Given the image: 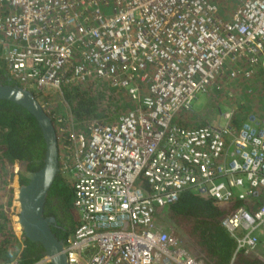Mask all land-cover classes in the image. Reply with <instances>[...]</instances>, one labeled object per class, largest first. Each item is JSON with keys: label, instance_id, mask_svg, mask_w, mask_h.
<instances>
[{"label": "built area", "instance_id": "2783aa9c", "mask_svg": "<svg viewBox=\"0 0 264 264\" xmlns=\"http://www.w3.org/2000/svg\"><path fill=\"white\" fill-rule=\"evenodd\" d=\"M0 49L56 133L78 214L67 264H200L154 220L185 190L235 205L221 219L233 254L264 243V116L239 102L221 124L177 122L223 66L227 80L264 69V0H240L226 20L211 0H0ZM87 80L125 94V112L76 125L61 91Z\"/></svg>", "mask_w": 264, "mask_h": 264}, {"label": "trees", "instance_id": "16d2710c", "mask_svg": "<svg viewBox=\"0 0 264 264\" xmlns=\"http://www.w3.org/2000/svg\"><path fill=\"white\" fill-rule=\"evenodd\" d=\"M251 77L252 88L264 93V69L254 68ZM0 83L17 84L7 75L1 59ZM32 94L38 99L37 95ZM61 95L78 126L90 120L102 123L115 121V116L119 114L117 100L122 97L127 101L125 94L101 89L93 80L75 86H64ZM177 122L184 123L179 120ZM43 152V140L34 118L18 104L0 99V262H7L16 256L17 264H48L36 263L43 257L41 246L26 239L22 233L20 240L15 237L7 211L13 198L10 183L15 174L14 163L17 164L18 185L25 183L26 178L20 170V163L25 161L26 171H34L41 166ZM54 191L61 194L62 204L70 208L71 187L59 172L47 196ZM234 206L216 204L209 198L185 190L175 202L157 210L154 220L163 230H171L178 245L200 264H264V256L260 251H239L233 254L234 240L221 226V219ZM76 224L77 221L55 236L63 242Z\"/></svg>", "mask_w": 264, "mask_h": 264}, {"label": "water", "instance_id": "95a60500", "mask_svg": "<svg viewBox=\"0 0 264 264\" xmlns=\"http://www.w3.org/2000/svg\"><path fill=\"white\" fill-rule=\"evenodd\" d=\"M0 99L18 104L34 118L44 144L41 166L26 172V182L18 185L16 221L23 236L41 246L42 255L48 260V264H67L62 241L50 229L52 219L43 215L47 192L58 173L54 127L33 94L22 86L0 83Z\"/></svg>", "mask_w": 264, "mask_h": 264}, {"label": "rangeland", "instance_id": "374dc122", "mask_svg": "<svg viewBox=\"0 0 264 264\" xmlns=\"http://www.w3.org/2000/svg\"><path fill=\"white\" fill-rule=\"evenodd\" d=\"M216 3L218 8V14L221 19L226 20L231 10L239 3L240 0H211ZM243 64V63H240ZM229 64L227 66H223L222 73L216 85L211 86L206 93H197L193 102L191 112L179 111L177 115H179V121H184V124L189 126L197 125L204 121H207L210 124H221L223 123L222 117L219 115V111L227 110L232 106H236L239 102L242 103V110L253 112L255 114H264V93L261 90H254L252 88V77L249 79H244L236 76L235 79L227 80V70ZM238 69H241L238 64H235ZM232 65V67H235ZM252 81V82H251ZM227 87H230L231 96L228 97L225 95L224 91ZM101 89L108 91L105 87L101 86ZM39 100V99H38ZM102 103H105V100H102ZM117 103V102H116ZM127 102L122 98L121 103H117L119 106V114L125 112L127 107ZM115 107V106H112ZM117 114V116L119 115ZM115 116V119L116 117ZM14 169L17 170V164L13 165ZM14 176L10 183V187L12 188L13 198L8 206V213L11 221V228L16 227L18 223L16 222L17 212H18V203L16 199V192L18 189L17 182V174L14 171ZM66 182H68L66 180ZM69 184V182H68ZM71 212L78 218L77 211L71 207ZM19 226V225H18ZM165 231V230H164ZM257 252L260 251V254L264 256V244L259 243L255 249Z\"/></svg>", "mask_w": 264, "mask_h": 264}, {"label": "flooded vegetation", "instance_id": "af4514ba", "mask_svg": "<svg viewBox=\"0 0 264 264\" xmlns=\"http://www.w3.org/2000/svg\"><path fill=\"white\" fill-rule=\"evenodd\" d=\"M0 56H1V54H0ZM188 112H191V110ZM33 160L37 163V160H35V159H33ZM25 166H26L25 161L20 163V170L24 174L26 172H28V171H26ZM47 194H48V192H47ZM46 198H45V201L43 204V215H45V213H48L45 216L52 219V221L50 222V229H51V231H53V229H54V231H53L54 235H59V233H63L64 231L69 229L72 226V224L75 221H77V219L75 218V216L71 212V206L69 208L66 205L64 206L62 204L61 194L57 193V191H56V193H55V191L53 193H50L48 196L46 195Z\"/></svg>", "mask_w": 264, "mask_h": 264}, {"label": "clouds", "instance_id": "9594fccd", "mask_svg": "<svg viewBox=\"0 0 264 264\" xmlns=\"http://www.w3.org/2000/svg\"><path fill=\"white\" fill-rule=\"evenodd\" d=\"M36 99V98H35ZM37 100V99H36Z\"/></svg>", "mask_w": 264, "mask_h": 264}]
</instances>
